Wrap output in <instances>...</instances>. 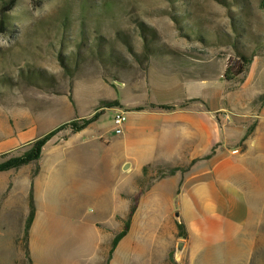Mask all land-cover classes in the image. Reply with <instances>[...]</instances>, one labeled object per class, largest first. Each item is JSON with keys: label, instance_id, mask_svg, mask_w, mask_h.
<instances>
[{"label": "rangeland", "instance_id": "374dc122", "mask_svg": "<svg viewBox=\"0 0 264 264\" xmlns=\"http://www.w3.org/2000/svg\"><path fill=\"white\" fill-rule=\"evenodd\" d=\"M10 1L0 0V17L2 12L5 17L0 32V162L20 156L58 124H80L99 114L82 133L56 145L50 140L42 149L40 181L49 184L46 199L56 213L39 264H138L131 244L107 262L110 240L95 246L84 226L93 218L108 222L117 206L114 193L96 200L86 184L109 173L107 156L118 151L119 136L112 132L116 109L102 103H132L148 94L155 102H171L174 78L160 73L203 79L194 87L218 89L219 106L226 110L218 114L222 125L246 118L253 126L252 114L264 104L261 0H15L6 11ZM239 55L249 60L245 72L225 80L227 68L244 66ZM149 70L156 91L131 93L144 87ZM69 132L66 127L57 137ZM82 151L93 155L78 163ZM38 168L32 163L0 173V264H29L24 224ZM74 171L83 186L78 196L68 190L69 172ZM168 172L169 167H149L134 182L137 192L127 195L135 202L153 179ZM135 174L133 168L118 170L112 186L126 187ZM176 243L182 242L173 236L171 264H178ZM233 256L221 247L202 264H232ZM251 264H264V244Z\"/></svg>", "mask_w": 264, "mask_h": 264}, {"label": "crops", "instance_id": "0c3cea01", "mask_svg": "<svg viewBox=\"0 0 264 264\" xmlns=\"http://www.w3.org/2000/svg\"><path fill=\"white\" fill-rule=\"evenodd\" d=\"M160 74L174 78V87L170 89L174 100L159 103L148 94L144 100L133 99L132 103L117 99L119 107L110 108L127 113L117 138L118 151L107 156L109 173L86 184L89 196L96 200L114 193L117 206L108 222L93 218L84 223L91 241L100 247L111 241L113 232L122 230L123 219L135 205L128 232L112 258L124 245L131 244L138 264H171L172 238L177 234V224H182L187 238H177L182 242L176 243L174 260L178 264L205 263L208 255L221 247L233 253L232 264H251L264 244V104L253 111V126L246 118L231 125L228 120L222 125L218 114L226 110L219 106L218 89L194 87L197 82H205L203 79ZM149 75L150 70L144 87L131 89V93L155 92L156 83L150 81ZM86 129L70 131L65 138L57 137V133L51 142L56 145ZM91 155L78 152V163ZM43 156L41 152L38 172L31 183L35 209L27 243L31 264H39L42 259L41 247L52 234L56 213L46 199L49 184L42 185L40 181ZM144 167L178 170L153 179L133 202L128 195L137 192L134 182L142 178ZM132 168L136 174L131 182L115 189L114 173ZM82 189L77 172H69L68 190L78 196Z\"/></svg>", "mask_w": 264, "mask_h": 264}, {"label": "trees", "instance_id": "16d2710c", "mask_svg": "<svg viewBox=\"0 0 264 264\" xmlns=\"http://www.w3.org/2000/svg\"><path fill=\"white\" fill-rule=\"evenodd\" d=\"M14 2H15V0L10 1L9 7L6 9V11H8L12 7ZM261 6L264 9V0H261ZM4 28H5V17H4V12H2V15L0 17V32H2L4 30ZM239 58L244 62V66L243 67L238 66L237 69H235L236 71H234V67L227 68L225 71V74H224L225 80H232L233 79L232 76L241 75L245 72V67L248 64L249 60L243 55H239ZM102 105H103V108L119 107V104L117 101L103 102ZM159 108L160 109H171L170 107H167V106H159ZM98 116H99V114L95 113L89 119L81 120L80 124H76L75 121H71L69 123H65V124L55 128V129L51 130L50 132L43 135L42 137H40V138L34 140L33 142L29 143L28 149L25 152H23L20 156L10 157V158H7V159L3 160L2 162H0V173L8 172L11 170H16V169H19V168L26 166L28 164L37 163L41 157V152H42L43 147L57 133H59L60 131H62L66 127H70V131L72 133L80 132L81 130L87 128L90 124L95 122L97 120ZM245 139H246V136L242 139V141H244ZM148 168L149 167H144L142 169V175L143 176H146ZM177 170L178 169H176V168H169V172L167 174L171 175ZM37 172H38V169L35 171L34 175L37 174ZM164 176H166V174ZM29 201H30L29 202V212H28V215L26 217L25 224H24V235H25L26 249H27V254H28V261H29V264H31L27 243H28V237H29V229H30L31 223L34 219V213H35L32 191H30ZM134 209H135V205H132L130 210H129V213L126 217V220L124 221V225H123L122 230L120 232H118L111 239L110 248L108 250L107 262H109L111 260L112 254H113L115 248L117 247L118 243L120 242V240L127 234L128 229H129V225H130V221H131V216L134 212ZM177 231H178L176 234L177 238H182V239L187 238V233H186L185 228L182 224H177Z\"/></svg>", "mask_w": 264, "mask_h": 264}, {"label": "built area", "instance_id": "2783aa9c", "mask_svg": "<svg viewBox=\"0 0 264 264\" xmlns=\"http://www.w3.org/2000/svg\"><path fill=\"white\" fill-rule=\"evenodd\" d=\"M127 120V113L121 109H117L114 111L112 117V132L119 136L123 131V127Z\"/></svg>", "mask_w": 264, "mask_h": 264}, {"label": "water", "instance_id": "95a60500", "mask_svg": "<svg viewBox=\"0 0 264 264\" xmlns=\"http://www.w3.org/2000/svg\"><path fill=\"white\" fill-rule=\"evenodd\" d=\"M124 169L126 170V169H127V167H124Z\"/></svg>", "mask_w": 264, "mask_h": 264}]
</instances>
